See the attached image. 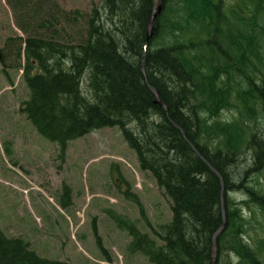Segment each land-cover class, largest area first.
I'll return each instance as SVG.
<instances>
[{"label": "trees", "instance_id": "obj_1", "mask_svg": "<svg viewBox=\"0 0 264 264\" xmlns=\"http://www.w3.org/2000/svg\"><path fill=\"white\" fill-rule=\"evenodd\" d=\"M247 1L231 22L222 0H163L147 40L153 0H107L106 18L99 10L71 17L53 0H7L27 35L19 68L30 95L21 111L36 131L64 151L70 141L118 128L141 170L170 198L171 220L153 228L161 244L116 217L132 237L131 250L151 264H211L224 214L216 262L227 256L228 264H264V238L251 245L243 208L230 196L243 188L239 168L252 149L248 169L264 162V142L251 136L249 124L262 113L257 108L264 110V82H252L250 73L264 69V0ZM62 21L67 26L58 30ZM22 44L21 37L6 40L4 73L10 54L21 58ZM235 71L247 87L232 99L225 82ZM233 107L239 118L221 119ZM244 188L243 204L255 205L264 219V186L259 180ZM0 264L69 263L43 257L0 228Z\"/></svg>", "mask_w": 264, "mask_h": 264}, {"label": "rangeland", "instance_id": "obj_2", "mask_svg": "<svg viewBox=\"0 0 264 264\" xmlns=\"http://www.w3.org/2000/svg\"><path fill=\"white\" fill-rule=\"evenodd\" d=\"M53 1L71 17L75 11L90 15L99 10L104 18L107 15V0ZM245 2L222 0L229 21L236 22L234 17L241 8L247 11ZM65 26L62 21L57 29ZM19 37L23 39L21 58L15 51L8 56L11 67L7 73L0 63V228L7 236L30 242L48 259L69 264H151L142 253L131 250L132 237L118 226L116 217L134 223L141 233L161 244L153 228L159 230L171 220L170 198L148 172L141 170L134 150L118 128H102L70 141L64 151L36 131L21 111L30 95L19 68L26 62L27 35L18 28L7 0H0V48H5L9 38ZM260 71H250L252 82H264V69ZM239 74L235 71L225 82L233 89L232 99L247 87L244 75ZM257 109L262 113L249 122L251 136L256 134L257 141L264 142V110ZM240 113L236 107L228 108L221 119L231 121ZM254 153L252 149L245 156L244 168L252 166ZM244 168H239L237 177L243 188L230 196L243 208L248 220L246 237L253 246L264 238V219L255 205L243 204L248 199L244 187L256 186L259 180L264 186V162L246 174ZM221 257L215 264L231 262L227 256L221 262Z\"/></svg>", "mask_w": 264, "mask_h": 264}, {"label": "water", "instance_id": "obj_3", "mask_svg": "<svg viewBox=\"0 0 264 264\" xmlns=\"http://www.w3.org/2000/svg\"><path fill=\"white\" fill-rule=\"evenodd\" d=\"M162 10H163V0H153V9H152V13H151V16L149 18V21H148L147 40H150L154 36L155 29H156V21H157L158 16L162 12ZM2 59H3V52H2V49L0 48V62L2 61ZM153 93L156 97L155 103L162 106L164 109H167L163 99L158 95V93L155 90H153ZM225 228H226V220H225V214H224L223 215V224L220 227V229L214 235L211 264L216 263V254H217L216 239L224 232Z\"/></svg>", "mask_w": 264, "mask_h": 264}]
</instances>
